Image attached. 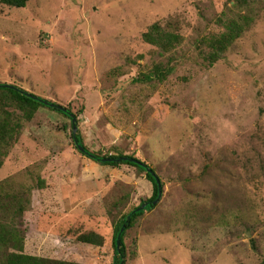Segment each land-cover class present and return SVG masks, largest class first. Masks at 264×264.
Returning <instances> with one entry per match:
<instances>
[{"label": "rangeland", "instance_id": "obj_1", "mask_svg": "<svg viewBox=\"0 0 264 264\" xmlns=\"http://www.w3.org/2000/svg\"><path fill=\"white\" fill-rule=\"evenodd\" d=\"M0 83L71 109L91 152L160 176L127 264H264V0L0 1ZM6 110L0 264H113L115 226L152 183L80 154L62 115Z\"/></svg>", "mask_w": 264, "mask_h": 264}, {"label": "trees", "instance_id": "obj_2", "mask_svg": "<svg viewBox=\"0 0 264 264\" xmlns=\"http://www.w3.org/2000/svg\"><path fill=\"white\" fill-rule=\"evenodd\" d=\"M2 4L12 7V8H26L31 0H0ZM145 38L150 43H155L152 38L151 33H146ZM222 39L232 41L233 38L226 35ZM222 39L218 40L219 46L215 48V57L213 62L221 57V44H225ZM149 80V79H148ZM13 107L14 109L23 112L24 116L28 120H32L35 114L40 109H47L63 117L69 119L72 125V135L75 148L78 152L91 160L100 163L102 165H108L113 167H118L120 165L131 166L132 168L138 169L146 175V178L153 185V194L150 199L143 200L141 205L134 208L132 211L124 215L116 224L113 236V247H114V257L113 264H127L128 250L127 244L125 242L126 233L132 228L136 220L143 216L145 212L152 211L155 209L160 201L162 200L164 194V184L157 172L145 163L134 159L133 157L126 156H101L94 152H91L83 143V138L79 130V121L76 115L71 109L63 107L55 102L48 99H43L39 96L31 94L26 90L17 87L15 85H10L6 83H0V108L7 120L0 119V152L3 148L10 144V142H15L16 135L15 127L12 126V120L8 117H14V113H9L6 108ZM1 115V114H0ZM66 128V127H65ZM74 128H77V132H74ZM12 146V144H11ZM2 162L0 161V166ZM8 209V207H5ZM7 264H76V263H65L63 261L51 260L47 258H40L36 256H29L25 254H13L7 259Z\"/></svg>", "mask_w": 264, "mask_h": 264}, {"label": "water", "instance_id": "obj_3", "mask_svg": "<svg viewBox=\"0 0 264 264\" xmlns=\"http://www.w3.org/2000/svg\"><path fill=\"white\" fill-rule=\"evenodd\" d=\"M74 132H77V128H74Z\"/></svg>", "mask_w": 264, "mask_h": 264}]
</instances>
